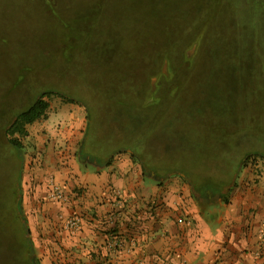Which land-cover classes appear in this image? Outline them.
Instances as JSON below:
<instances>
[{
    "label": "rangeland",
    "instance_id": "374dc122",
    "mask_svg": "<svg viewBox=\"0 0 264 264\" xmlns=\"http://www.w3.org/2000/svg\"><path fill=\"white\" fill-rule=\"evenodd\" d=\"M41 95L67 132L81 112L78 163L121 154L144 174L227 191L264 174V1L0 0V264H26L24 239L30 264L47 250L22 204L33 124L14 135L21 149L5 135ZM53 185L65 194L52 177L46 199L67 200Z\"/></svg>",
    "mask_w": 264,
    "mask_h": 264
},
{
    "label": "crops",
    "instance_id": "0c3cea01",
    "mask_svg": "<svg viewBox=\"0 0 264 264\" xmlns=\"http://www.w3.org/2000/svg\"><path fill=\"white\" fill-rule=\"evenodd\" d=\"M45 114L32 123L22 176L23 207L47 244L42 264H264V174H241L227 191L197 192L179 176L144 174L121 154L108 164L89 156L78 163L81 112L65 116L68 132ZM52 177L64 202L46 199ZM72 217L75 230L66 227Z\"/></svg>",
    "mask_w": 264,
    "mask_h": 264
},
{
    "label": "trees",
    "instance_id": "16d2710c",
    "mask_svg": "<svg viewBox=\"0 0 264 264\" xmlns=\"http://www.w3.org/2000/svg\"><path fill=\"white\" fill-rule=\"evenodd\" d=\"M259 1V0H258ZM264 1V0H262ZM44 95H41L39 98L34 100L27 108H25L22 111H19L14 119L10 122V124L5 129V135L7 137V141L16 148H22V142L17 137L14 136L15 134L20 135L21 137H25L28 135V130L26 128V125H30L33 122H35L37 119L44 117L46 110L49 106L48 102L43 99ZM72 101V99H69L68 102ZM89 156V155H88ZM110 161V159H107L104 161V163H107ZM20 219V218H19ZM18 219V220H19ZM19 222H21L19 220ZM22 248L26 249V264H30L29 260V242L27 239H24L22 242ZM28 252V253H27Z\"/></svg>",
    "mask_w": 264,
    "mask_h": 264
},
{
    "label": "built area",
    "instance_id": "2783aa9c",
    "mask_svg": "<svg viewBox=\"0 0 264 264\" xmlns=\"http://www.w3.org/2000/svg\"><path fill=\"white\" fill-rule=\"evenodd\" d=\"M51 181L52 180H50V183H51ZM49 196L52 199H55V198L63 199V200L66 199L65 194L61 190H59L56 185H53V191H51ZM78 224H79V219L72 217V218L67 220L66 227L71 229V230H75V229H77ZM262 232L264 233V222H263ZM117 245H119V242L118 241H114L113 244L111 243V245H109V246H112V247L115 248V247H117Z\"/></svg>",
    "mask_w": 264,
    "mask_h": 264
},
{
    "label": "water",
    "instance_id": "95a60500",
    "mask_svg": "<svg viewBox=\"0 0 264 264\" xmlns=\"http://www.w3.org/2000/svg\"><path fill=\"white\" fill-rule=\"evenodd\" d=\"M189 53H190V52H188V55H189ZM165 66H166V64L164 63V65H163V69H164V71H165Z\"/></svg>",
    "mask_w": 264,
    "mask_h": 264
},
{
    "label": "flooded vegetation",
    "instance_id": "af4514ba",
    "mask_svg": "<svg viewBox=\"0 0 264 264\" xmlns=\"http://www.w3.org/2000/svg\"><path fill=\"white\" fill-rule=\"evenodd\" d=\"M152 92H154V91H152ZM154 94V93H153Z\"/></svg>",
    "mask_w": 264,
    "mask_h": 264
}]
</instances>
